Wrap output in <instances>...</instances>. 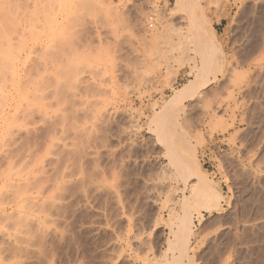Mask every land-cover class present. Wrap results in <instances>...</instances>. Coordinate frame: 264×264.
Here are the masks:
<instances>
[{"label": "rangeland", "instance_id": "374dc122", "mask_svg": "<svg viewBox=\"0 0 264 264\" xmlns=\"http://www.w3.org/2000/svg\"><path fill=\"white\" fill-rule=\"evenodd\" d=\"M2 1L0 262L163 264L198 183L183 190L151 120L190 79L168 59L187 13L176 0H37L58 20L35 12L38 29L37 1ZM197 1L225 63L179 121L224 200L194 207L185 264H264V0Z\"/></svg>", "mask_w": 264, "mask_h": 264}, {"label": "bare ground", "instance_id": "6f19581e", "mask_svg": "<svg viewBox=\"0 0 264 264\" xmlns=\"http://www.w3.org/2000/svg\"><path fill=\"white\" fill-rule=\"evenodd\" d=\"M35 1H37V0H35ZM38 1L33 3V4L31 3L32 7H33V11L31 12V15L28 14V16L30 15V17H31L30 21L32 23L37 22L35 24H37L38 29H40L39 24H41V20H40L41 18L39 16H37L36 13L38 12V15H39V13L42 12V13H44L43 14L44 19H42V20H44L46 23L54 22L55 26H56L57 25L56 21H58V20L54 19L55 17L51 16V14H50V13L53 14V12H50L49 13L50 16H49L48 13L45 12L46 10L43 11V8H44L43 4H45V2L43 1L44 3L42 2V4H40L42 0L39 1L40 3ZM82 1H78V2L82 3ZM54 2L56 3V1H54ZM69 2H70V0H69ZM198 2L199 1H197V0H176V8L175 9L180 10V11L183 10V11H185V13H187L189 25L187 27L186 32H184V31L182 32V30H181V32H177L178 41H174V40L170 41V53L171 54L168 58L169 60H173L175 62H180V64L182 62L188 63L189 69L186 71V73L189 75L190 79L182 87L174 89V94L169 99L164 101V103L161 106V108L159 109V111H156V113H154V115L152 116L153 118L151 119L152 125L154 124V126H155V131L157 133L158 139L161 141V143H163V145L167 149V153H168L167 155L170 159V164L172 165L173 168H175L177 175L181 179V181L184 182V189L183 190H185L189 187L187 185V183L191 177H196L198 180V183L196 182L197 183L196 187L193 188L192 196H190V197L186 196V195L182 196V200H181L182 203L181 204H182V209L184 211L183 215L178 216L179 215L178 214L177 216L173 215L171 217V220H170V237H169V239H167L169 249L167 252H170L172 257L165 255L163 264H185L186 261L191 260L190 255H189L190 254V245L189 244H190V237L192 236V234L194 232V217H193L194 214L192 213L194 207L199 205V204L201 206L204 205V207L206 205L205 208H207V206L211 207V208L216 207V206L218 207L220 202L224 200V197L220 193V190L218 191V189L215 187L213 181L209 180V178L207 177L208 176V175H206L207 172L205 173L201 169V166L198 163L199 161L196 159V149L189 142L187 133H185L183 131V127L181 129L182 124L180 125V121H179V117H180L181 113L183 112V110L185 109L184 108L185 102L187 100L195 97V95L199 92V90L204 85H206V83L208 81V76L210 74H214V79H216L217 74L222 69H224L223 65L225 63V57H224L223 50L220 48V46L217 45V43H221V42H217L218 37L216 35L215 30L211 27L210 19L205 14L204 9L199 5ZM12 3H10L9 5H11ZM13 4L15 5V3H13ZM39 4H40V7H39ZM0 5H1L0 9L2 11H4L3 9H5L6 6H4V8H3V4L0 3ZM14 5L13 6L11 5V6L14 8V11H15L16 8ZM41 5H43V7H41ZM57 6H59V4ZM64 6H65V4H64ZM12 7L10 8V10L13 9ZM69 7H71V6H69ZM8 8H9V6H8ZM18 8H20V6H18ZM40 8H42V11ZM54 8L56 9V7H54ZM45 9H46V4H45ZM55 9H53V11ZM1 10H0V12H1ZM8 11H9V9H8ZM12 12H13V10H12ZM28 12L30 13V11H28ZM18 13H20V9H19ZM18 13L16 12L17 20H18V16L23 14L22 10H21V13L19 15H18ZM10 14H11V12H10ZM14 14H15V12H14ZM23 16H26V15H23ZM35 16H36V19H35ZM65 16L68 17V15H65ZM30 17H28V18H30ZM14 18L16 19L15 16H14ZM12 20H14V19H12ZM59 22H60V20H59ZM68 22H69V19H68ZM10 23H13V22L11 21ZM54 23H52V24H54ZM10 25H12V24H10ZM12 26H10V28H11L10 31H13ZM32 26H34V25L32 24ZM42 27L43 26H41V30L44 29V28L42 29ZM55 28H57V27H54V29ZM6 30H9V29H6ZM6 30L3 32L7 33L8 31L6 32ZM33 31L35 32L36 29L33 30V28H32V33H33ZM43 31H41V33L38 31L39 32V33L37 32L38 35L40 36V34H42ZM177 31H179V30H177ZM5 33H3V34L8 37V33L7 34H5ZM44 34H45V32H44ZM4 35H3V38H6ZM34 36H37V35L34 34ZM38 37L37 38L35 37V39H38ZM4 40H6V39H4ZM187 43H188L189 47H187ZM4 48H7V50H10L9 46H6ZM10 51H12V50H10ZM191 51H193L194 54L197 57H199L200 63H197L195 61L196 57L192 56ZM0 53H1L0 54V57H1L0 61L2 62V64H0V65L2 66L4 63V65L6 64V66H7V68H6L3 65L4 68L10 69V67L12 65L10 64L9 59H11V61L13 62L11 55H10V52L5 51L3 49L2 52H0ZM11 54H12V52H11ZM14 57L15 56H13V59L15 60ZM72 59H71V61H74L73 62L74 64L77 63V62H75L77 60H75L74 57ZM5 60H8L9 64L11 65L10 67H8L9 64ZM189 62H193V63L189 64ZM71 63H68V65ZM1 66H0V68H2ZM69 67H70V65H69ZM71 67H73V66H71ZM66 68H64V69H66ZM6 69H4V71L6 72V74H8ZM69 70H71V69H69ZM75 70H77V69H75ZM75 70H74V72H75ZM1 73L3 76V72H0V74ZM76 73H77V71L75 72V74ZM67 74L69 76V73H67ZM70 75H71V73H70ZM74 76L76 78L77 74ZM74 76L72 75L73 78H74ZM77 77H79V76H77ZM176 180H177V176H176ZM193 197H195V201H193V199H192ZM196 218L200 220L202 218V214L200 212H198ZM19 252H20V250H19ZM0 253H1V250H0ZM18 256L16 258H19ZM5 257H7V256H5ZM0 258L2 259L4 257H0ZM4 259H3V262H4ZM6 259H8V257ZM4 263L6 264V262H4ZM0 264H2V263L0 262ZM14 264H20V262L19 263L15 262Z\"/></svg>", "mask_w": 264, "mask_h": 264}, {"label": "snow or ice", "instance_id": "6c2138e0", "mask_svg": "<svg viewBox=\"0 0 264 264\" xmlns=\"http://www.w3.org/2000/svg\"><path fill=\"white\" fill-rule=\"evenodd\" d=\"M121 264H123V261H121Z\"/></svg>", "mask_w": 264, "mask_h": 264}]
</instances>
